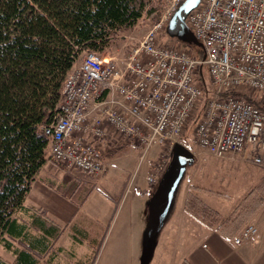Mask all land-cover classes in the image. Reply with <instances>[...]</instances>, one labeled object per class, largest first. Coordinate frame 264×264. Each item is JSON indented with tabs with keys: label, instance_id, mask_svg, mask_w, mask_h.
Segmentation results:
<instances>
[{
	"label": "built area",
	"instance_id": "1",
	"mask_svg": "<svg viewBox=\"0 0 264 264\" xmlns=\"http://www.w3.org/2000/svg\"><path fill=\"white\" fill-rule=\"evenodd\" d=\"M183 1L169 0L158 24L125 59L84 53L65 79L57 119L42 128L52 161L103 177L109 163L98 143L110 127L143 155L160 148L148 177L157 185L179 137L202 109L192 139L196 146L210 156L240 158L264 170V0H202L187 19L204 46L202 60L182 43H160L161 31ZM203 65L212 88L207 99L198 77ZM249 92L263 108L247 99ZM257 234L249 224L235 242Z\"/></svg>",
	"mask_w": 264,
	"mask_h": 264
},
{
	"label": "trees",
	"instance_id": "2",
	"mask_svg": "<svg viewBox=\"0 0 264 264\" xmlns=\"http://www.w3.org/2000/svg\"><path fill=\"white\" fill-rule=\"evenodd\" d=\"M163 1L0 0V246L16 255L13 263L0 255V264H39L41 253L50 249L49 238L54 243L62 233L48 224L44 212L46 220L34 214L29 224L19 214L28 211L25 199L48 160L50 140L42 128L59 115L67 75L85 52H108L144 14L157 21ZM195 48L202 60L203 50ZM199 75L207 99L212 88ZM247 99L263 108L255 98ZM200 115L198 111L190 122L197 125ZM76 179L61 192L80 207L95 181ZM197 190L192 186L187 193L186 212L231 238L262 202L248 198L264 195V179L225 217L195 195Z\"/></svg>",
	"mask_w": 264,
	"mask_h": 264
},
{
	"label": "crops",
	"instance_id": "3",
	"mask_svg": "<svg viewBox=\"0 0 264 264\" xmlns=\"http://www.w3.org/2000/svg\"><path fill=\"white\" fill-rule=\"evenodd\" d=\"M109 131V136L98 143L109 163L108 171L94 180V189L80 207L61 192V188L77 179L70 170L62 169L50 159L48 149V160L36 175L25 199L24 206L28 211L19 214L20 220L29 224L34 214L45 219L44 212L49 225L62 229L57 241L53 243L49 238L50 249L41 253L39 264H91L94 255L92 264H143L149 202L155 193V186L149 184L148 177L157 151L139 157L136 150L127 147L109 157L108 151L115 143L126 140L110 127ZM136 162V170L126 178L127 164L135 166ZM248 164L253 166L251 171H262ZM244 169L242 166L241 170ZM263 179L264 171L258 178L249 177L244 197ZM258 198L262 202L259 201L249 221L258 228V234L237 244L235 238L243 229L230 238L218 229L199 226L184 208V193L183 199L168 211L148 264H264V195L256 192L248 200ZM5 251L12 257L6 260L13 263L16 255L10 250Z\"/></svg>",
	"mask_w": 264,
	"mask_h": 264
},
{
	"label": "rangeland",
	"instance_id": "4",
	"mask_svg": "<svg viewBox=\"0 0 264 264\" xmlns=\"http://www.w3.org/2000/svg\"><path fill=\"white\" fill-rule=\"evenodd\" d=\"M168 1L169 0L163 1L162 9H160L161 11L157 21H153L147 14H144L143 17L138 21L136 26L121 32L119 34L118 41L113 44L112 48L108 52H104L102 54H104L106 57L112 56L122 60L125 59L129 55L131 48L137 46L138 43L150 32V30L158 24L162 17V14L166 9ZM159 38L162 45H173L181 43L179 40L169 37L166 33V29L164 31H161ZM182 48L189 54L198 56L199 51L195 48V46L184 44ZM83 58L84 54L78 62V65L82 62ZM200 72H202V76L204 77L207 85L210 88V76L208 74L206 65H203L202 71ZM198 77L201 76L198 75ZM248 95H250L251 98L256 99L253 93L249 92ZM199 112L201 113L202 109ZM195 127L196 124L190 122L184 134L179 137L178 140L179 144L184 145L193 153V162L191 164H187L186 166L183 179L175 193L173 206L170 210H173L176 204L183 199L184 193L186 194L187 198V193L189 192L190 188L192 186H196L200 188V190L193 191L194 194L202 199L207 205L218 210L223 215V217H225L226 215L224 214H227L228 212L231 213L237 205L241 204V201L244 199L243 193L245 190H247L249 177L258 178L259 176H262V172L264 170L262 169L261 172L251 171L250 168L253 166L249 165L246 162H243L242 160H240V158H217L210 156L209 154L204 152L202 148L196 146L193 143L192 132ZM127 147H132L134 150H136L139 157L143 154V152L138 149V146L136 144L124 140L122 142L115 143L113 148L108 151L109 157L120 153V150H124ZM154 151H157L155 156L156 160L161 154L160 148L158 146H153L151 150L149 149L147 151V153H149L148 155H151L154 154ZM57 165L62 169H67L64 165L62 166V164ZM133 165V163L127 164L124 171L126 174V178H128L129 173H133L136 170L137 162L135 163V166ZM242 166H245L244 171L241 170ZM70 174L75 178L96 180L95 178H90L78 171L74 173L70 172ZM253 215L254 213L250 217H248V220L245 222V226L250 224L249 221ZM190 218L191 220H193V222L199 224V226L204 225L192 216ZM98 234L102 235V231H99ZM157 252L158 251H156V253ZM0 255L4 259H12L10 254L5 251V248L3 246H0Z\"/></svg>",
	"mask_w": 264,
	"mask_h": 264
},
{
	"label": "water",
	"instance_id": "5",
	"mask_svg": "<svg viewBox=\"0 0 264 264\" xmlns=\"http://www.w3.org/2000/svg\"><path fill=\"white\" fill-rule=\"evenodd\" d=\"M202 0H184L171 17L166 33L180 42L203 49L187 23L190 13ZM203 57L205 58V52ZM193 162V153L182 144H176L171 162L164 172L157 189L149 202V223L144 232L143 264H148L154 254L157 239L165 223L168 211L173 205L175 193L181 184L187 164Z\"/></svg>",
	"mask_w": 264,
	"mask_h": 264
}]
</instances>
